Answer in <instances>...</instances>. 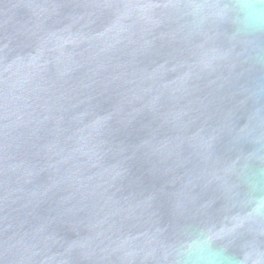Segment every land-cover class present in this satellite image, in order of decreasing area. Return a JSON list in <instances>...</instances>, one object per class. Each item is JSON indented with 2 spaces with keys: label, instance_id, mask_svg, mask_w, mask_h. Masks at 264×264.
<instances>
[{
  "label": "water",
  "instance_id": "obj_1",
  "mask_svg": "<svg viewBox=\"0 0 264 264\" xmlns=\"http://www.w3.org/2000/svg\"><path fill=\"white\" fill-rule=\"evenodd\" d=\"M234 3L0 0V264H177L200 233L264 264V32Z\"/></svg>",
  "mask_w": 264,
  "mask_h": 264
},
{
  "label": "clouds",
  "instance_id": "obj_2",
  "mask_svg": "<svg viewBox=\"0 0 264 264\" xmlns=\"http://www.w3.org/2000/svg\"><path fill=\"white\" fill-rule=\"evenodd\" d=\"M234 9L242 31L264 32V0H235ZM250 219H264V195L253 197ZM214 239L200 233L182 243L175 253L177 264H247L246 259H237L226 249L214 246Z\"/></svg>",
  "mask_w": 264,
  "mask_h": 264
}]
</instances>
